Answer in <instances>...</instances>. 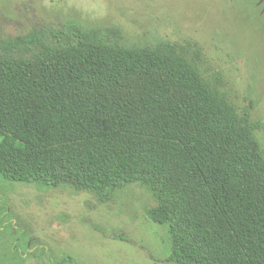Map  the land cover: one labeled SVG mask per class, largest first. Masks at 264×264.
Listing matches in <instances>:
<instances>
[{
	"label": "trees",
	"instance_id": "obj_1",
	"mask_svg": "<svg viewBox=\"0 0 264 264\" xmlns=\"http://www.w3.org/2000/svg\"><path fill=\"white\" fill-rule=\"evenodd\" d=\"M198 54L74 22L0 38L1 179L99 204L137 184L155 203L148 219L167 229L166 263L264 264L254 125L240 124Z\"/></svg>",
	"mask_w": 264,
	"mask_h": 264
},
{
	"label": "rangeland",
	"instance_id": "obj_2",
	"mask_svg": "<svg viewBox=\"0 0 264 264\" xmlns=\"http://www.w3.org/2000/svg\"><path fill=\"white\" fill-rule=\"evenodd\" d=\"M68 22L117 27L133 46L195 45L200 69L217 78L240 124L254 125L264 157V0H0L1 39ZM154 206L137 184L99 204L0 177V264H169L167 229L147 217Z\"/></svg>",
	"mask_w": 264,
	"mask_h": 264
}]
</instances>
